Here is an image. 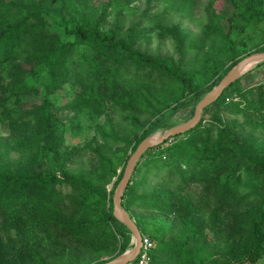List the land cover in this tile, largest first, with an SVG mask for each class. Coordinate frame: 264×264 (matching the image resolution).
Wrapping results in <instances>:
<instances>
[{
	"label": "trees",
	"instance_id": "1",
	"mask_svg": "<svg viewBox=\"0 0 264 264\" xmlns=\"http://www.w3.org/2000/svg\"><path fill=\"white\" fill-rule=\"evenodd\" d=\"M206 1L207 10L214 12L209 27L215 33L201 62L209 78L218 75L208 89L198 85L202 72L197 76L181 65L137 51L132 34L125 41L80 18L72 29H67L68 35L61 37L45 25L43 14L50 8V1L0 0V123L8 126L15 149L23 155H36L42 144L49 145L54 139L50 132L54 117L47 104L26 107L9 102L13 96L30 91L24 79L28 68L32 72L45 71L48 95L65 85L77 90V95L85 88L82 101L95 110L113 104L133 108L142 98L148 101L154 117L164 108L160 101L154 106L150 104L153 96L149 87L155 85H178L199 100V93L210 91L242 59L236 60L230 34L243 33L264 22V0ZM217 2L222 3L218 12L214 9ZM224 16L227 29L222 23ZM218 41H224L225 48H219ZM77 56L85 59L76 62ZM238 82L225 89L212 104L216 112L209 124L205 126V119L201 118L194 129L182 137H173L178 138L175 142L162 147L170 138L150 149L156 155L140 164L148 150L136 165L124 191L122 207L139 230L132 215L135 209L159 216L154 220L165 228L169 226L171 235L179 236L155 244L150 253L153 264H256L264 258V142L258 147L256 142L236 137L227 121L228 115H241L245 125L264 132V82L244 92L240 100L227 102L230 89ZM140 128L142 132L136 136L131 154L157 127L143 123ZM108 167L109 162L104 163L103 168ZM139 172L142 177L137 179ZM67 188L72 192L65 193ZM107 198L108 212H95ZM76 203L80 207L87 203L90 211L86 207L84 211L88 215L80 213L76 220L77 212L64 216L62 209L72 212ZM235 207L241 211L239 219L233 216ZM112 208L111 192L95 186L84 175L60 178L52 171L40 173L34 169L11 173L0 166V264H17V252L11 245L13 236L8 235L18 222L35 228V232L28 233L36 246L34 256L37 250H56L62 253L65 263H73L86 253L94 256L96 242L100 244L96 252L103 256L111 254L113 259L123 251L113 255L117 249L115 235L110 228L102 227L110 222L120 223L113 217ZM200 214H210L213 225L217 224V228L209 230L212 235L202 234L204 226L197 223ZM232 228L237 230L231 232ZM66 255L74 258L69 261Z\"/></svg>",
	"mask_w": 264,
	"mask_h": 264
},
{
	"label": "rangeland",
	"instance_id": "2",
	"mask_svg": "<svg viewBox=\"0 0 264 264\" xmlns=\"http://www.w3.org/2000/svg\"><path fill=\"white\" fill-rule=\"evenodd\" d=\"M48 1H50V8L43 14L45 25L51 32L61 37L68 35L67 29H72L78 19L86 18L91 23L97 24L102 31L114 32L125 41H129L132 34L133 47L148 57L169 60L183 66L185 70H192L197 76L202 72L200 79L198 77V85L204 89L211 87L218 78V75L209 78L204 73L206 68L201 62L202 54L212 45L215 33L214 28L209 27V21L214 12L212 9L207 10L206 0ZM221 7V2L214 5L216 12ZM225 19L224 16L222 23L227 29L228 24ZM230 36L235 45L236 60L257 53L264 46V22L246 29L243 33H233ZM218 46L223 49L226 43L218 41ZM83 59H85L84 56H77L74 60L80 62ZM228 66L229 63H226L225 68ZM24 79L30 91H23L13 96L9 102L26 107L47 104L52 109L54 117L53 128L50 131L54 139L49 145L42 144L36 155H23L15 149L9 136L8 126L0 123V166L11 173L34 169L40 173L52 171L60 178L67 175H84L95 186L105 189L108 193L111 192L112 197L119 183V173L131 154L135 138L142 132L140 125L145 123L146 126L151 127L154 123L157 128L149 136H159L164 131L191 120L197 103L209 92L199 93L201 98L197 100L196 95L178 85L149 87L153 96L150 97V104L154 106L160 101L164 106L162 112L153 117L148 101H142V98L133 108L127 104H113L95 110L85 106L82 101L83 95L86 94L85 88L77 95L75 93L77 90L65 85L62 90L48 95L44 85L47 79L43 69L32 72L28 68ZM238 80L236 86L230 89L227 102L240 100L244 92L264 82V62L249 68ZM83 84L87 86L88 82L84 80ZM205 109L202 112V118L205 119L203 124L206 126L213 119L216 107L210 105L207 112H204ZM243 120L241 115H228L230 131L247 142H256L260 147V143L264 142V132L252 130L243 123ZM179 136L182 137L183 134ZM177 139L172 138L162 147ZM52 148L57 153H54ZM154 155L156 154L152 150L148 151L140 160V164ZM106 162H109L110 167L104 169L103 165ZM141 177V172L135 176L137 179ZM67 189L65 193L72 192L69 188ZM141 189L142 187L140 191ZM85 207L90 211L87 203L82 207L76 203L72 212L62 209V213L66 216L77 212L74 215L76 220L80 213L88 215V212L84 211ZM103 209H106V212L109 210L108 198L98 205L95 212L99 213ZM132 215L140 226L141 234L150 236L154 242L156 241L155 244L160 240H174L179 237L170 234L169 226L165 228L154 220L159 216L137 209L132 212ZM233 216L239 219L240 209L235 207ZM212 219L210 214L198 215L197 223L204 226L202 234L212 235L210 228L218 227L217 224L213 225ZM102 227L104 230L110 228L115 235L117 249L113 255L122 250L123 252L119 254L121 255L131 248L132 234L125 226L110 222L107 227L103 225ZM34 230L35 228L18 222L16 229L10 231L8 236H13L11 245L17 252L15 257L17 264H94L101 259L108 260L112 256L111 254L110 257L103 256L96 252V248L100 246L96 242H93L95 243L94 256H87L88 253H86L83 259L79 258L73 263H65L61 259L64 257L60 256L62 253L56 250H37V255L34 256L36 246L28 235L30 231L35 232ZM236 230L237 228H232L231 232ZM23 236H26V241L22 242ZM37 236H40L39 233ZM28 242L33 244V248L27 245ZM66 258L70 261L74 257L66 255ZM256 264H264V258Z\"/></svg>",
	"mask_w": 264,
	"mask_h": 264
},
{
	"label": "water",
	"instance_id": "3",
	"mask_svg": "<svg viewBox=\"0 0 264 264\" xmlns=\"http://www.w3.org/2000/svg\"><path fill=\"white\" fill-rule=\"evenodd\" d=\"M264 62V51L248 55L239 60L226 75L197 103L191 120L172 127L159 136H148L136 147L128 158L123 170L121 180L117 184L112 197L113 217L124 225L132 234V246L123 254L101 264H131L136 259L142 245V234L129 213L122 207V197L131 181L137 163L150 149L162 145L166 140L184 134L194 129L202 118L205 108L212 105L222 95L225 89L236 82L249 68Z\"/></svg>",
	"mask_w": 264,
	"mask_h": 264
},
{
	"label": "built area",
	"instance_id": "4",
	"mask_svg": "<svg viewBox=\"0 0 264 264\" xmlns=\"http://www.w3.org/2000/svg\"><path fill=\"white\" fill-rule=\"evenodd\" d=\"M154 248L155 242L149 236L142 235V245L134 264H153L150 253Z\"/></svg>",
	"mask_w": 264,
	"mask_h": 264
}]
</instances>
